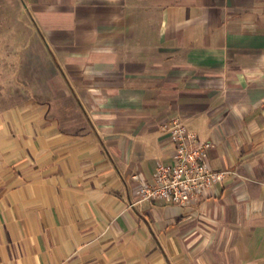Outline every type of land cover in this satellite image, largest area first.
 <instances>
[{"label":"crops","instance_id":"1","mask_svg":"<svg viewBox=\"0 0 264 264\" xmlns=\"http://www.w3.org/2000/svg\"><path fill=\"white\" fill-rule=\"evenodd\" d=\"M174 117L193 207L136 192ZM0 264H264V0H0Z\"/></svg>","mask_w":264,"mask_h":264},{"label":"built area","instance_id":"2","mask_svg":"<svg viewBox=\"0 0 264 264\" xmlns=\"http://www.w3.org/2000/svg\"><path fill=\"white\" fill-rule=\"evenodd\" d=\"M164 127L175 147L172 162L158 164L152 183L141 175L134 176L139 181L137 196L140 202L164 200L193 207L215 184L224 183L230 173L211 168L212 143L189 130L182 117L172 118Z\"/></svg>","mask_w":264,"mask_h":264},{"label":"rangeland","instance_id":"3","mask_svg":"<svg viewBox=\"0 0 264 264\" xmlns=\"http://www.w3.org/2000/svg\"><path fill=\"white\" fill-rule=\"evenodd\" d=\"M2 2H3V0H2ZM13 5V4H12ZM10 43V45H9V47L10 48H12V41L11 42H9ZM7 59H8V62H7V64H12L11 62H12V60H13V56H8L7 57ZM3 74V73H2ZM4 74L6 75V77H7V79L9 80V79H12L11 78V76H12V72H4ZM10 81V80H9Z\"/></svg>","mask_w":264,"mask_h":264}]
</instances>
